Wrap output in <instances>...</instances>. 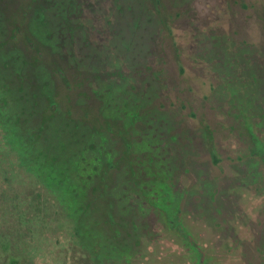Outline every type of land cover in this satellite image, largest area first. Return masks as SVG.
<instances>
[{
	"label": "rangeland",
	"instance_id": "1",
	"mask_svg": "<svg viewBox=\"0 0 264 264\" xmlns=\"http://www.w3.org/2000/svg\"><path fill=\"white\" fill-rule=\"evenodd\" d=\"M0 264H264V0H0Z\"/></svg>",
	"mask_w": 264,
	"mask_h": 264
},
{
	"label": "flooded vegetation",
	"instance_id": "2",
	"mask_svg": "<svg viewBox=\"0 0 264 264\" xmlns=\"http://www.w3.org/2000/svg\"><path fill=\"white\" fill-rule=\"evenodd\" d=\"M208 11V10H207ZM207 14V13H206ZM208 14H210V15H212L213 17H214V14L213 13H211L210 11L208 12Z\"/></svg>",
	"mask_w": 264,
	"mask_h": 264
}]
</instances>
